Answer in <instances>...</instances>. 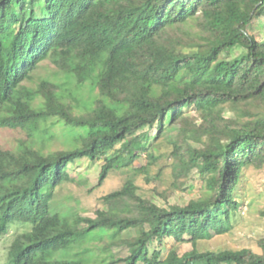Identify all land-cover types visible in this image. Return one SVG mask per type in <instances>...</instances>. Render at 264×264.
Here are the masks:
<instances>
[{"label":"trees","instance_id":"16d2710c","mask_svg":"<svg viewBox=\"0 0 264 264\" xmlns=\"http://www.w3.org/2000/svg\"><path fill=\"white\" fill-rule=\"evenodd\" d=\"M39 4L46 8L41 19ZM258 19H264V0H0V129L32 136L47 133L42 126L50 123L87 131L55 152L25 143L16 151L0 147V238L13 225L30 226L14 239L8 263L264 264V238L260 253L197 247L211 233H230L244 167L264 166V38L249 31ZM237 48L244 51L232 58ZM47 62L77 88L92 82L101 95L95 108L75 112L64 101L71 91L39 78ZM230 105L237 106L235 119L224 116ZM192 108L195 118L187 116ZM170 126L179 128L167 155L176 183L197 169L202 198L164 208L129 182L100 200L107 208L100 205L94 218L78 215L71 224L53 212L56 191L74 181L71 165L104 161L100 185L128 150L113 158L108 152L154 127L156 142L135 159L146 154L159 164L164 156L157 143ZM115 230L140 235L103 240ZM166 239L191 243L193 250L181 256L174 247L166 257L159 247L150 251ZM115 246L127 248V256L95 261Z\"/></svg>","mask_w":264,"mask_h":264},{"label":"rangeland","instance_id":"374dc122","mask_svg":"<svg viewBox=\"0 0 264 264\" xmlns=\"http://www.w3.org/2000/svg\"><path fill=\"white\" fill-rule=\"evenodd\" d=\"M37 18L46 17L44 4L36 7ZM29 15V12H28ZM249 31L255 34L260 40L264 38V19L256 20ZM244 50L237 48L231 52V57H238ZM50 68L47 71L38 73L39 78L56 81L63 84V87L72 93V96L64 100L70 103L75 112L84 113L93 110L101 95L95 90L92 82L77 88L73 78L69 74L58 73L54 70V65L47 62ZM77 88V89H76ZM237 106L230 105L225 109L224 116L227 119H235L238 116ZM198 113L194 108L187 111L190 118L197 117ZM47 133H28L12 129H0V147L6 151H16L19 146L25 143L29 147L43 148L46 152L59 151L67 148L66 144H73L80 135H85V129L66 127L65 125L52 126L50 123L42 126ZM41 131V130H40ZM39 131V132H40ZM179 128L169 127L168 133L163 141L157 143L160 147L159 155L164 156L162 161L154 163L142 154L141 159H135V155L144 152L148 146L156 142L158 130L144 129L129 137L127 140L116 146L115 150L108 152V156L113 158L118 150L124 148L128 153L122 156L117 162L115 169L112 170L108 178L99 185V177L104 165V161H91L88 158L78 160L70 166V175L74 179L66 182L56 191L53 201V212L67 217L68 222L74 224L78 215L82 217L94 218L95 211L102 204L101 199L114 192L120 191L129 182H134L139 188V195L152 200L156 204L168 208L170 206L184 207L192 200L203 197L204 177L197 169H193L186 178L182 179L183 184L176 183L174 167L171 166L167 155L172 150L178 139ZM53 137V138H51ZM206 140V139H205ZM196 148H202V144L192 143ZM161 167L163 168L161 170ZM234 198L241 204L238 212L232 213V229L230 233L217 236L213 233L205 241L198 244L201 251H226L250 249L260 253L259 241L264 238V166L257 169L253 166L244 167L239 186L234 192ZM103 206V205H101ZM104 209H106L103 206ZM121 213V212H120ZM29 225H13L9 232L0 238V264H9V252L14 239L29 230ZM140 235L138 230L121 231L115 230L105 233L102 238L106 242L131 240ZM92 237L100 241L101 234L95 232ZM102 247V246H101ZM161 248L164 257L174 248H179L182 256L193 250L191 243L178 245L174 239H166L161 246L154 241L150 245V251L154 252ZM128 251L125 247H113L109 253L98 252L95 261L109 262L113 259L127 256ZM123 264V263H119Z\"/></svg>","mask_w":264,"mask_h":264}]
</instances>
